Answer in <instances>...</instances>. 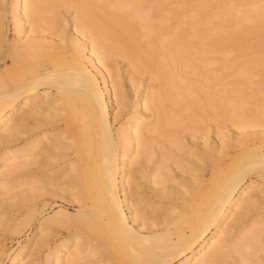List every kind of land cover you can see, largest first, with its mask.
Instances as JSON below:
<instances>
[{
  "label": "bare ground",
  "instance_id": "obj_1",
  "mask_svg": "<svg viewBox=\"0 0 264 264\" xmlns=\"http://www.w3.org/2000/svg\"><path fill=\"white\" fill-rule=\"evenodd\" d=\"M188 1L0 0L7 264H264V0Z\"/></svg>",
  "mask_w": 264,
  "mask_h": 264
},
{
  "label": "rangeland",
  "instance_id": "obj_2",
  "mask_svg": "<svg viewBox=\"0 0 264 264\" xmlns=\"http://www.w3.org/2000/svg\"><path fill=\"white\" fill-rule=\"evenodd\" d=\"M197 1L196 0H190L188 1V5H192L195 4ZM68 6H60L59 9L61 12H63L67 17H69L71 15V9ZM70 11V12H69ZM264 42V33L263 32H255L252 34L247 35L246 37H244V39L241 41V43H238L235 45L236 48H240L243 47L245 49V53L249 54V55H255L258 53L259 48L256 46V44L258 42ZM262 50L264 52V46L262 47ZM120 61V65L122 67V70H125L126 68V60L122 59V58H117ZM122 59V60H121ZM126 73H124L125 75ZM149 76L150 74L148 73H144V75L142 76L141 80H143V85L144 86H151V88L153 90H156L157 88V84L158 82L153 80L149 82ZM155 88V89H154ZM216 121H209L208 124H212L214 125ZM211 125V126H212ZM224 126L226 128L229 127V129L233 128V125L231 124L230 121H227ZM228 126V127H227ZM232 126V127H231ZM234 129V128H233ZM211 133H213L214 135V130L211 129ZM51 200V204L49 205V207L43 212L44 214L47 212H50L53 208H57L58 204H59V200L58 202H55L53 200V198H50ZM48 206V205H47ZM41 207H42V202L37 203L36 205V216L38 215V213L41 211ZM69 211L74 212L75 211V206H68ZM22 217V216H20ZM38 217L41 218L40 215H38ZM38 225V221H34V223L32 225H30L29 227H26V229H24L21 233L19 234H15V232H9V233H5V234H0V240L4 246L3 250L0 251V264H7L9 261V256L11 254V252L13 251V249L15 247H17V245L20 243H26L28 240V236H32V232L37 228ZM228 256V257H227ZM224 259H220L218 264H233V255L229 254L227 255ZM228 258V259H227ZM44 259V258H43ZM179 260H175L174 264H178Z\"/></svg>",
  "mask_w": 264,
  "mask_h": 264
}]
</instances>
